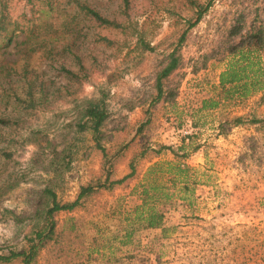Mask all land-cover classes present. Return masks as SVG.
Returning a JSON list of instances; mask_svg holds the SVG:
<instances>
[{
	"label": "rangeland",
	"instance_id": "obj_1",
	"mask_svg": "<svg viewBox=\"0 0 264 264\" xmlns=\"http://www.w3.org/2000/svg\"><path fill=\"white\" fill-rule=\"evenodd\" d=\"M4 1L6 20L19 28L0 50V115L12 118L0 123V255L29 245L51 199L47 188L60 201L73 200L81 185L102 174V151L90 130L79 126L86 101L102 99L109 110L103 144L116 154L128 143L115 159L113 176L128 173L134 155L143 149L145 154L136 159L133 177L56 213L60 227L79 219L86 242L98 237L100 251L88 260L76 255L75 264H264V124L232 120L240 114L264 117V49L246 44L252 32L264 29V0H213L188 31L178 50L180 64L164 79L165 94L157 101L156 76L193 14L188 4L129 0L125 7L123 0H82L122 25L81 15L83 29L72 35L77 44L69 45L63 17L55 29L60 43L43 41V0ZM52 1L69 9L76 5ZM138 33L152 49L138 42ZM65 45L72 47L64 50ZM241 45L252 49L251 74L259 81L247 97L226 98L220 74ZM27 81L35 96L29 104L12 92L27 96ZM211 98L218 105L204 107L203 100ZM183 138L189 148L185 160L197 178L192 204L173 198L165 229L138 227L122 242V231H113L106 212L117 203L139 202L136 186L148 166L174 157L171 149L155 150L161 144L177 147ZM44 242L36 264H64L55 241Z\"/></svg>",
	"mask_w": 264,
	"mask_h": 264
},
{
	"label": "trees",
	"instance_id": "obj_2",
	"mask_svg": "<svg viewBox=\"0 0 264 264\" xmlns=\"http://www.w3.org/2000/svg\"><path fill=\"white\" fill-rule=\"evenodd\" d=\"M32 1V0H29ZM47 8L41 9L40 14V27H46L43 41L60 43L59 38H56L57 32L56 25L60 22L61 17L64 18L62 25L65 27L66 35H70L69 45L77 44L76 38L72 40L74 32L80 33L83 27H80V22L77 20L79 16L90 17L95 19L100 24L112 25L114 27L121 26V22L115 18H111L94 5L82 0H75L76 5L73 8L67 6L61 7L54 5L52 0H43ZM125 7H128L129 0H123ZM188 4L193 11L192 16L186 19V25L182 31L177 46L169 53V60L163 68H161L156 76V89L157 93L154 100H160L164 97V79L167 78L180 64L181 58L178 50L185 41L187 33L190 29L196 26L204 14L209 10L213 0H180ZM8 4L6 1L1 0L0 7V50L9 46L15 39L19 28L18 23H14L11 27L6 19ZM26 14V13H25ZM45 14V16H44ZM33 30V28H32ZM30 39L31 34H28ZM140 43L145 48L152 49L149 43H145L144 38L140 33L137 34ZM251 40L246 44L248 47H255L257 50L264 49V29H259L251 34ZM72 46L65 45V49H71ZM238 47V46H237ZM240 50L237 52L238 56L230 61L220 74V86L226 98L234 96L247 97L253 90H255L256 83L259 81L258 76L255 78L251 74L252 64L250 53L252 49L244 50L243 45L239 46ZM64 69L66 66H62ZM27 96L22 97L18 95L17 91H12L18 99L27 101V104L35 100L33 94V85L27 81ZM219 101L211 98L203 100V106L216 107ZM109 117V110L102 99H89L83 109L82 119L79 122L80 129H89L96 146L102 151V174L80 187L77 197L73 200L60 201L54 190L47 188L50 195L44 211L43 222L40 227L35 231V234L29 238V245L21 249H12L7 254H1L0 260L10 261L14 258L21 257L24 264H36L37 255L40 249L45 245V239L55 241V246L58 247V254L65 256L64 264H75V256L81 259H89L92 257L93 252L100 251V244L97 236H93L90 242H86L85 234L79 229V219L69 218L71 222L69 225L63 224L59 226L56 213L61 210H73L79 206L83 199L100 191L101 189H112L115 185L125 182L127 179L133 177L137 171L136 159L145 154L143 149L140 153L134 155L130 160V171L122 177H114V162L118 157L119 151L128 146V143L122 144L118 148L116 154H110L107 147L103 144L102 139L105 136L104 125ZM12 120L10 116L0 115V123H9ZM236 124L244 122H262L264 124V117L252 116L249 118L244 114L236 115L232 119ZM197 146H195L196 148ZM163 149H171L174 157L171 159H160L150 164L145 171L142 179L138 182L136 189L138 193L139 202L130 207H123L122 204L117 203L111 205L106 212V217L110 220V225L113 231L118 228L122 231L121 241L128 242L132 238L133 233L138 227H161L165 229V217L168 210V204L173 198H182L192 204V193H194V184L197 182L196 176L193 174L195 167L191 166L185 158L189 155V148L185 138L183 142L174 147L172 145L161 144L155 151L160 153ZM115 156V157H114ZM114 157V158H113ZM91 223L99 226L98 221L90 219ZM85 225V220H82ZM113 236L119 235L118 233L112 234Z\"/></svg>",
	"mask_w": 264,
	"mask_h": 264
}]
</instances>
